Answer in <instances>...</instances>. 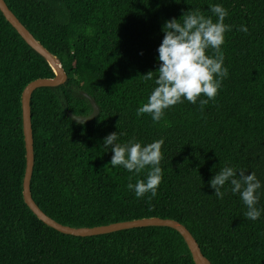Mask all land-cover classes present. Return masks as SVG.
Instances as JSON below:
<instances>
[{"label":"trees","instance_id":"1","mask_svg":"<svg viewBox=\"0 0 264 264\" xmlns=\"http://www.w3.org/2000/svg\"><path fill=\"white\" fill-rule=\"evenodd\" d=\"M30 33L55 54L67 74L58 86L31 93L33 166L30 193L48 216L72 227L157 216L182 223L211 264H264V214L243 216L226 185L217 199L208 186L226 164L255 172L264 184V0H4ZM220 3L231 25L221 46L227 78L214 99L178 103L159 122L137 116L153 81L166 19ZM215 20V17H213ZM243 24L248 31L241 32ZM207 54H212L207 50ZM47 61L0 12V264H195L183 237L168 226L134 227L92 236L61 233L23 200L25 147L21 93L52 77ZM74 122L72 112L87 115ZM123 133L141 144L163 139L155 197L126 188L143 179L108 163L103 138ZM259 206L264 207V195Z\"/></svg>","mask_w":264,"mask_h":264},{"label":"clouds","instance_id":"2","mask_svg":"<svg viewBox=\"0 0 264 264\" xmlns=\"http://www.w3.org/2000/svg\"><path fill=\"white\" fill-rule=\"evenodd\" d=\"M205 16L200 9H189L177 18L166 19L162 25L163 36L156 48V60L159 67L155 77L153 71L143 74V79L153 81L154 87L147 96V100L136 110L137 116L148 114L154 122H159L166 109L187 101L196 104L198 97L202 106L215 98L223 79L227 78L228 70L224 66V56L221 46L225 40V33L231 31V25L225 24L228 11L220 3L212 4ZM215 17V20H213ZM247 32L245 25L238 28ZM212 54H207V50ZM123 133L110 132L102 140L105 151L111 147L112 155L109 164L112 169L122 167L127 172L139 175L144 172L143 179L129 182L126 188L136 198L149 193L151 197L157 194L161 183L162 169L160 161L163 158L161 147L163 139L141 144L133 139L125 143H118V136ZM245 168L225 165L219 169L208 181L217 199L224 196L222 189L227 185L228 190L240 198L245 207L244 218L257 221L264 214V207L259 206L261 196L264 195V184L255 172Z\"/></svg>","mask_w":264,"mask_h":264},{"label":"water","instance_id":"3","mask_svg":"<svg viewBox=\"0 0 264 264\" xmlns=\"http://www.w3.org/2000/svg\"><path fill=\"white\" fill-rule=\"evenodd\" d=\"M0 12L4 18L15 28L18 34L24 41L37 53H39L48 63L53 70L52 77L36 78L28 82L21 93V110H22V131L24 137L25 147V170L22 180V195L25 204L34 213V215L45 223L47 226L64 234L75 236H92L98 234H105L119 230L130 229L134 227L143 226H168L175 229L183 237L195 264H211L210 261L203 255L196 242L195 238L189 230L179 221L171 218H161L157 216L141 217L130 220L116 221L108 224H101L95 226H79L72 227L69 225L61 224L50 216L46 215L34 202L30 193V179L33 166V138L30 123V105L29 100L31 93L34 89L43 86H58L63 84L67 79V74L62 68L59 58L45 48L31 33L30 31L18 20L13 12L7 7L4 0H0ZM80 93L86 97L91 105V112L87 115H78L68 112L69 117L77 123H86L92 120L98 114V107L93 100L85 93Z\"/></svg>","mask_w":264,"mask_h":264}]
</instances>
